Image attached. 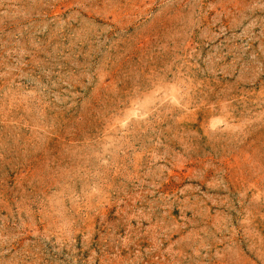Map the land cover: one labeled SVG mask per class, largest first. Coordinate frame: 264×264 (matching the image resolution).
Returning a JSON list of instances; mask_svg holds the SVG:
<instances>
[{
    "label": "rangeland",
    "instance_id": "obj_1",
    "mask_svg": "<svg viewBox=\"0 0 264 264\" xmlns=\"http://www.w3.org/2000/svg\"><path fill=\"white\" fill-rule=\"evenodd\" d=\"M0 264H264V0H0Z\"/></svg>",
    "mask_w": 264,
    "mask_h": 264
}]
</instances>
